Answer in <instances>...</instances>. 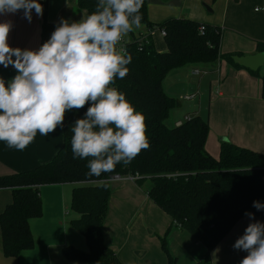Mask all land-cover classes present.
I'll return each instance as SVG.
<instances>
[{
  "label": "trees",
  "instance_id": "trees-1",
  "mask_svg": "<svg viewBox=\"0 0 264 264\" xmlns=\"http://www.w3.org/2000/svg\"><path fill=\"white\" fill-rule=\"evenodd\" d=\"M98 0H77L76 6L91 14ZM141 25L147 32L128 34L126 50L132 56L123 78L111 85L125 94L136 111L145 116L149 147L127 166L116 165L114 171L99 177L89 176L88 159L73 158L71 126L83 118L87 108L67 111L63 122V144L55 156L36 168L0 177V188L11 190L12 202L0 214V247L6 258H17L33 248L29 220L42 214L39 187L52 184H75L71 193V210L78 218L70 226L85 240L87 251L71 246L62 249L63 257L84 264H121L113 250L103 241V223L111 195L109 181L114 176L130 177L141 186L148 183L147 197L168 215L171 226L188 232L206 249L198 264H212L210 252L248 212L264 221V154L230 142L220 143L219 155L205 150L209 133L206 119L193 116L179 126L168 127L165 120L175 107V99L162 88L166 74L186 65H209L224 61L235 69L241 53L220 51L221 30L190 19L170 18L153 24L147 18V4L140 9ZM200 26L204 31L200 32ZM164 33L165 52L154 48L151 32ZM264 54V43L256 44ZM260 80V97L264 100V62L261 72L249 71ZM161 248L167 254L165 239Z\"/></svg>",
  "mask_w": 264,
  "mask_h": 264
},
{
  "label": "crops",
  "instance_id": "crops-1",
  "mask_svg": "<svg viewBox=\"0 0 264 264\" xmlns=\"http://www.w3.org/2000/svg\"><path fill=\"white\" fill-rule=\"evenodd\" d=\"M76 1L38 0L43 7V13L38 15L33 9L30 21L25 18L23 9L15 13H0V23L11 24L8 35L9 46L22 50H38L50 39L61 20L72 23L88 16L86 12L77 8ZM146 4L147 18L153 24L170 18H184L219 28L220 51L223 54L241 53V57L254 56L258 54L256 44L264 43V0H146ZM145 32H147L146 27L141 25L132 33L138 36ZM151 37L155 50L159 53L165 52L166 45L160 31L153 30ZM123 39L128 41V35ZM200 65L205 69H213L211 74L213 82H210L208 90L209 133L205 150L212 157L217 158L220 143L226 141L264 154V137L253 138L248 135L247 124H242L237 130L228 128L224 121H234L236 114L232 111L235 114L232 118L227 115L224 118L223 115L224 109H229L234 102L238 103L237 115H241L237 118L239 121L249 120L243 118L245 112L250 110L260 112L264 107V100L260 97V80L253 78L249 70L235 69L224 61ZM261 69L262 67L257 72L260 73ZM198 71L200 73L195 75L196 77L201 74V71ZM15 75L17 70L12 65L4 67L0 64V78L6 85ZM178 82L180 83V79ZM167 89L171 90L170 86ZM166 94L174 98L173 94L167 92ZM189 94L195 93L183 95ZM183 95H178L172 111L183 107L179 102L187 101L181 99ZM212 101L216 103L213 113L215 120L220 121L218 125L212 123ZM241 108H244V111ZM193 116L199 115L191 109L183 117L175 120L174 125L171 126H176V123H182L185 118ZM212 131L215 136L221 137L217 142L210 135ZM63 139V128L58 126L47 136H42L38 132L33 142L22 151L9 148L5 142L0 141V177L29 171L49 162L61 148ZM75 186V184H52L39 187L42 214L38 218L29 220L33 248L23 251L17 258H6L0 247V264H84L68 261L62 254V249L68 246L87 251L84 238L70 226V221L78 218V215L71 210V193ZM109 187L111 195L102 228L103 241L114 251L121 264H169L167 254L161 248L162 238L165 239L172 264H198L204 257L205 247L185 230L171 226L170 217L147 197L148 183L139 186L130 177H120L111 179ZM11 202V190L0 188V214ZM257 221L264 223L256 215L254 219H250L245 214L210 252L211 263L240 264L247 252L235 249L234 244L244 234L249 223Z\"/></svg>",
  "mask_w": 264,
  "mask_h": 264
},
{
  "label": "clouds",
  "instance_id": "clouds-1",
  "mask_svg": "<svg viewBox=\"0 0 264 264\" xmlns=\"http://www.w3.org/2000/svg\"><path fill=\"white\" fill-rule=\"evenodd\" d=\"M142 5L143 0H98L80 21L61 20L38 50L10 47L11 24L0 23V64L17 70L7 85L0 78V141L22 151L38 132L47 136L62 127L67 111L89 104L70 129L73 158H91L89 176L127 166L147 149L145 116L111 86L129 71L132 56L120 42L141 27ZM21 9L29 21L33 9L43 13L38 0H0V13ZM253 206L264 209L256 201ZM234 248L247 252L240 264H264V223H249Z\"/></svg>",
  "mask_w": 264,
  "mask_h": 264
},
{
  "label": "rangeland",
  "instance_id": "rangeland-1",
  "mask_svg": "<svg viewBox=\"0 0 264 264\" xmlns=\"http://www.w3.org/2000/svg\"><path fill=\"white\" fill-rule=\"evenodd\" d=\"M196 68L197 70L201 71L200 76H195L191 73L192 69ZM213 69H205L200 64L199 66H193V65H186L181 68L173 69L169 71L166 76L164 77L162 81V88L167 92L168 94H173L175 100H178V95L185 94V93H192L194 92L195 96L192 100L189 101H179L182 104V108L178 110V108L174 111H170L168 118L165 120V124L168 127H172L171 125H174V121L177 119H180L184 116V114L190 112L191 109L195 110L197 112V115H199L201 118L206 119L209 116V84L210 82H213V78L211 76ZM217 73V70L215 71ZM253 78H257V75L253 76ZM180 79V83L178 82ZM201 81V82H200ZM170 89H167L169 88ZM177 88V90H175ZM193 90L192 92H190ZM184 96V95H183ZM211 106V118L212 123L215 125H218L220 121L215 120L214 117V108L216 109V103L212 101ZM238 103L234 102L229 109H224L223 115L224 118L229 116V118H232L233 115L239 114V110H237ZM242 110L244 108H241ZM235 113H233V112ZM244 111V110H243ZM221 112V110H220ZM235 115L234 121H224V124L227 125L229 128H233L234 130L239 129L242 124H247V127L249 128L246 132L248 135H250L253 138H260L264 137V107L263 109L258 111L250 110V112H245V117L243 118H249L248 121H239L237 118L241 115ZM244 116V113H243ZM218 117V114H217ZM242 118V117H241ZM223 127V125H221ZM211 137L217 142L218 139L221 137L215 136L213 131L212 134H210Z\"/></svg>",
  "mask_w": 264,
  "mask_h": 264
},
{
  "label": "water",
  "instance_id": "water-1",
  "mask_svg": "<svg viewBox=\"0 0 264 264\" xmlns=\"http://www.w3.org/2000/svg\"><path fill=\"white\" fill-rule=\"evenodd\" d=\"M233 60L242 68H245L249 71H257L260 67L263 66L264 54L258 53L254 56L234 57Z\"/></svg>",
  "mask_w": 264,
  "mask_h": 264
},
{
  "label": "built area",
  "instance_id": "built-area-1",
  "mask_svg": "<svg viewBox=\"0 0 264 264\" xmlns=\"http://www.w3.org/2000/svg\"><path fill=\"white\" fill-rule=\"evenodd\" d=\"M199 31H200V32H203V31H204V27H203V26H200ZM160 33H161L162 36L164 35V33H163L162 31H160ZM127 42H128V41L122 39L121 42H120V44H121V46H123V47L125 48ZM191 73H192L193 75H198L200 72H199L198 70H192ZM194 96H195L194 94H189V95L182 96L181 99H182V100H187V101H189V100H192V99L194 98ZM188 119H189V118H185V121L188 120ZM180 124H181V123L178 122V123H176V126H179ZM119 178H120L119 176H114L112 179H119ZM132 179H133V178H132Z\"/></svg>",
  "mask_w": 264,
  "mask_h": 264
}]
</instances>
